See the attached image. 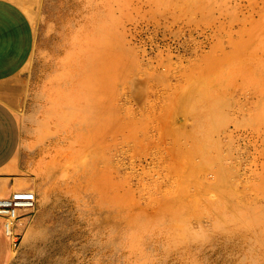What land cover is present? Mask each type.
Listing matches in <instances>:
<instances>
[{
    "label": "rangeland",
    "instance_id": "374dc122",
    "mask_svg": "<svg viewBox=\"0 0 264 264\" xmlns=\"http://www.w3.org/2000/svg\"><path fill=\"white\" fill-rule=\"evenodd\" d=\"M102 7L108 25L114 18L112 61L132 73L116 89L114 134L89 150L97 172L65 194L55 183L67 181L62 162L76 131L55 118L52 95L77 64L70 53L86 15ZM25 8L35 43L12 84L22 89L16 176L36 203L22 212L9 264H264V229L247 226L264 214V119L252 120L264 94V0H29ZM253 78L255 88L241 83ZM196 136L212 156L204 179L223 169L225 203L215 185L196 187L204 167L191 152ZM183 199L197 207L173 219L172 203Z\"/></svg>",
    "mask_w": 264,
    "mask_h": 264
},
{
    "label": "bare ground",
    "instance_id": "6f19581e",
    "mask_svg": "<svg viewBox=\"0 0 264 264\" xmlns=\"http://www.w3.org/2000/svg\"><path fill=\"white\" fill-rule=\"evenodd\" d=\"M107 9L106 7L95 8L86 15L82 30L78 35L79 39L75 42L70 53V56H73L77 60V64H75L73 70L67 71L69 78H66V74L63 79L64 81L62 80L60 87L52 95V97H56L53 103V110L56 112V117L54 116V111H52V115L58 119V122L62 126H71L70 128L76 131L72 138L73 140L70 142L72 149L62 162L64 165L62 168L66 170L67 181L55 183L65 194H68L69 187L76 184L79 180L93 176V173L97 172L98 155L96 152L89 154V150L96 149L101 139L107 135L114 134L120 121L114 109L116 89L118 84L124 81V77L132 73V70H129V68L126 69L129 64H114L112 61L113 56H111V52L114 46L111 45V41L114 18L112 16L110 17L108 25L109 13L103 14ZM257 82L258 80L253 78L248 82L241 83L243 86L250 84L255 88L258 85ZM259 84L264 89V79L262 81L260 80ZM254 105L255 112L253 113L252 120H256L257 122L259 119H264V94L256 96ZM194 139V149L191 152L199 155L202 159L201 163L204 165L199 170L198 174L200 178L197 180L198 182L196 181V187L199 188L202 185L210 187L211 185H215L222 195L220 201L225 203L229 192L226 189L223 169L219 167L215 171V180L212 183L204 179L207 164L212 156L208 158L206 155L207 147L202 146L197 136ZM209 146L211 145L209 144ZM209 150L210 147H208L207 151ZM215 158H218L217 155ZM53 175L54 173L50 177ZM69 182H71L70 186L68 185ZM221 202L218 205H222ZM218 205H211L210 207L213 206V208H216ZM171 207L170 211L172 213L169 212L170 214H167L173 219H178L182 215L181 210L183 208L189 209L190 211L196 208L197 204L183 199L173 202ZM210 207L209 210L214 211ZM254 210H257V212L260 211L259 208ZM247 219L243 218V220ZM160 221L157 219L156 222H152L151 224L156 225ZM252 224H255V222L247 226H256L263 230L264 214L258 217L256 225Z\"/></svg>",
    "mask_w": 264,
    "mask_h": 264
},
{
    "label": "crops",
    "instance_id": "0c3cea01",
    "mask_svg": "<svg viewBox=\"0 0 264 264\" xmlns=\"http://www.w3.org/2000/svg\"><path fill=\"white\" fill-rule=\"evenodd\" d=\"M29 0H0V197L20 186L18 153L21 127L13 110L22 89L20 82L35 43L34 26L26 11ZM10 241L0 219V264H9Z\"/></svg>",
    "mask_w": 264,
    "mask_h": 264
},
{
    "label": "built area",
    "instance_id": "2783aa9c",
    "mask_svg": "<svg viewBox=\"0 0 264 264\" xmlns=\"http://www.w3.org/2000/svg\"><path fill=\"white\" fill-rule=\"evenodd\" d=\"M36 195L26 189H18L10 195L0 197V219L5 237L10 241L12 249H17L20 243V234L16 226L23 211H32L35 207Z\"/></svg>",
    "mask_w": 264,
    "mask_h": 264
}]
</instances>
